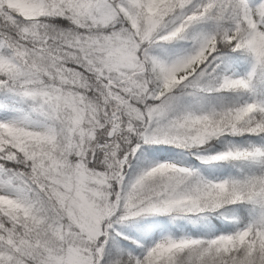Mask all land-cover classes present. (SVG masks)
<instances>
[{
	"label": "snow or ice",
	"instance_id": "1",
	"mask_svg": "<svg viewBox=\"0 0 264 264\" xmlns=\"http://www.w3.org/2000/svg\"><path fill=\"white\" fill-rule=\"evenodd\" d=\"M0 264H264V0H0Z\"/></svg>",
	"mask_w": 264,
	"mask_h": 264
}]
</instances>
